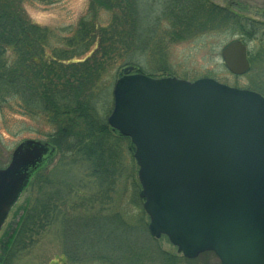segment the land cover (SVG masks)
<instances>
[{
	"label": "water",
	"instance_id": "95a60500",
	"mask_svg": "<svg viewBox=\"0 0 264 264\" xmlns=\"http://www.w3.org/2000/svg\"><path fill=\"white\" fill-rule=\"evenodd\" d=\"M225 69L249 70L246 47L221 50ZM125 66L112 89L108 126L130 139L148 232L186 259L264 264V98L201 78L154 79ZM25 140L0 169V229L32 176L53 156Z\"/></svg>",
	"mask_w": 264,
	"mask_h": 264
},
{
	"label": "rangeland",
	"instance_id": "374dc122",
	"mask_svg": "<svg viewBox=\"0 0 264 264\" xmlns=\"http://www.w3.org/2000/svg\"><path fill=\"white\" fill-rule=\"evenodd\" d=\"M157 1H153L155 7L152 8L150 3L147 7L143 6L146 0L137 2L136 18L141 33L136 39L147 45L139 48L138 57L131 50L129 53L134 59L138 58L143 74L187 81L210 78L236 89L253 90L256 87L264 91L263 39L248 41L228 28L201 33L194 30L184 39H171L172 28L162 7L155 3ZM168 1L160 0L162 3ZM209 1L243 19L264 23V0ZM16 3H20L23 14L32 24L47 32L48 48L45 52L52 47L66 50L64 41L84 17L94 18L98 27H107L113 16H119L117 10L91 7V0H17ZM236 40L245 44L248 58L251 54L259 55L254 58L248 73L242 76L231 75L224 68L220 55L224 46ZM75 58H78L76 54ZM125 62L113 56L94 84L96 109L101 116L107 111L108 116L112 109L113 85ZM53 132V127L44 116L23 113L16 99L0 100V168L7 166L19 143L24 140L48 142V136ZM111 140L119 141L116 134ZM131 147L129 139L119 142L114 166L109 168L113 176L109 174L107 178L90 176L89 162H73L56 155L49 160L39 177H35L36 180L33 179L23 191L0 230V264L12 250V239L21 219L26 212L33 210L45 218L44 227L31 238L30 243L25 239L24 248L8 257L7 264H219L212 253L185 261L165 237L155 240L149 235L148 218L142 209L143 201L138 197L140 186ZM40 187L45 194L37 193ZM74 222L86 226L80 236ZM95 223L100 228L99 233L94 229ZM70 224L74 226L71 228ZM77 235L81 238L80 245L74 246L69 240ZM137 249L144 256L142 259L132 256Z\"/></svg>",
	"mask_w": 264,
	"mask_h": 264
},
{
	"label": "trees",
	"instance_id": "16d2710c",
	"mask_svg": "<svg viewBox=\"0 0 264 264\" xmlns=\"http://www.w3.org/2000/svg\"><path fill=\"white\" fill-rule=\"evenodd\" d=\"M16 1L0 0V100L16 99L17 106L23 113L44 116L53 127L54 132L48 136V142L55 147L56 156L73 162H89L90 176H113L109 168L114 166L117 146L127 138L107 125L108 111L103 116L99 115L94 84L105 70L104 65L113 56L126 60L124 66H132L137 73H143L138 58H133V55H140L139 48L142 45H147L137 41L141 33L136 18L139 9L137 2L140 0H91V7L117 10L119 16H113L107 27H98L94 18L84 17L71 29L72 35L64 41L63 45L67 49L52 47L49 52H45L48 48L47 32L32 24L23 14L20 3L15 4ZM146 1L143 6L147 7L150 3L151 8L155 7L154 0ZM155 3L162 7L165 18L169 21L172 28L171 39H184L186 34H191L194 30L201 33L228 28L248 41H260V38L264 40V23L243 19L235 13L204 4L201 0H169L164 3L158 0ZM75 54L78 58H75ZM255 54L257 56L249 54L250 66L254 58L259 56L258 53ZM253 91L264 94L262 89L256 87ZM113 134L118 136L119 141L111 140ZM40 173L41 171L36 173L34 179ZM39 192L45 194L42 187L37 190ZM47 206L46 204L45 207ZM44 215L46 216L45 213ZM44 220L34 210L25 213L12 239V250L8 251L2 264H7L8 257L24 248L25 239L30 243L31 238L42 231ZM75 222L73 224L75 228L78 227L76 230L80 236L86 226ZM73 226L70 224L71 228ZM93 226L99 233L100 228L96 223ZM77 237L69 240L74 246L80 245L78 243L81 238ZM75 238L76 241H72ZM137 252H132V256L142 259L144 256L141 251ZM124 254L128 255V252ZM164 256L171 257L167 254Z\"/></svg>",
	"mask_w": 264,
	"mask_h": 264
},
{
	"label": "flooded vegetation",
	"instance_id": "af4514ba",
	"mask_svg": "<svg viewBox=\"0 0 264 264\" xmlns=\"http://www.w3.org/2000/svg\"><path fill=\"white\" fill-rule=\"evenodd\" d=\"M202 3L204 4H210L212 5L213 7H215L216 9H222V10H227L230 12V10L226 9V8H222V7H218L216 4L212 3L211 1L209 0H201ZM230 13H234V12H230Z\"/></svg>",
	"mask_w": 264,
	"mask_h": 264
}]
</instances>
